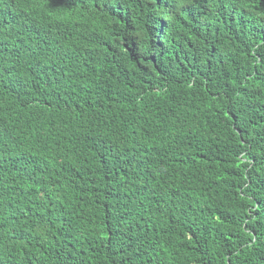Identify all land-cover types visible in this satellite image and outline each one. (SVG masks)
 <instances>
[{
	"label": "trees",
	"instance_id": "obj_1",
	"mask_svg": "<svg viewBox=\"0 0 264 264\" xmlns=\"http://www.w3.org/2000/svg\"><path fill=\"white\" fill-rule=\"evenodd\" d=\"M0 264H264V0H0Z\"/></svg>",
	"mask_w": 264,
	"mask_h": 264
}]
</instances>
